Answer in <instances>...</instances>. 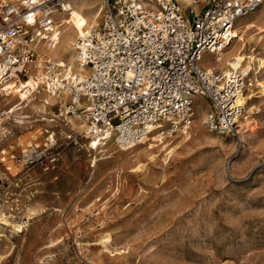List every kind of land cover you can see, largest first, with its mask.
<instances>
[{
    "label": "rangeland",
    "instance_id": "1",
    "mask_svg": "<svg viewBox=\"0 0 264 264\" xmlns=\"http://www.w3.org/2000/svg\"><path fill=\"white\" fill-rule=\"evenodd\" d=\"M205 1L182 13H202ZM245 23L225 48L248 40L246 53L257 59L253 111L248 121L240 118L238 138L208 131L211 106L201 96L187 135L162 141L165 148H150L148 140L124 149L110 138L94 152L82 115L79 130L63 119L75 116L64 112L69 97L52 105L46 120L30 108L5 115L0 264H264V4ZM215 56L205 52L200 66L220 72L224 58ZM52 154L54 167L45 170Z\"/></svg>",
    "mask_w": 264,
    "mask_h": 264
},
{
    "label": "built area",
    "instance_id": "2",
    "mask_svg": "<svg viewBox=\"0 0 264 264\" xmlns=\"http://www.w3.org/2000/svg\"><path fill=\"white\" fill-rule=\"evenodd\" d=\"M62 1L0 0V95L10 80L27 78L43 62L41 84L67 91L64 112L84 115L92 149L109 138L120 148L167 140L193 122L196 96L210 101L209 132L239 137L257 71L242 61L224 74L208 73L200 63L205 52L218 58L234 38V23L264 0H206L192 18L173 0H155L160 10L134 0H102L99 23L74 42L76 63L88 69L84 74H67L68 65L56 60L40 61L33 45L39 37L55 43L52 16ZM56 160L52 154L44 169Z\"/></svg>",
    "mask_w": 264,
    "mask_h": 264
},
{
    "label": "bare ground",
    "instance_id": "3",
    "mask_svg": "<svg viewBox=\"0 0 264 264\" xmlns=\"http://www.w3.org/2000/svg\"><path fill=\"white\" fill-rule=\"evenodd\" d=\"M13 1L21 3L24 0H13ZM134 1H136L137 3H140L141 5L150 6L154 9H157V10H160V8H161L159 6V3H157L155 0H134ZM173 1L178 3L179 8L182 12V9L188 8L189 6H191L194 0H173ZM162 2H163V0H160V3H162ZM92 3H93L92 0H63L61 6L54 9L52 17H53V21H54V25H55V29H54L55 43L51 45L46 40H42L39 37L37 39V41L33 44L35 46V50H36V53H37L40 61L58 60V59H62V58L66 57L67 62H63V61H58V62L63 63V64L65 63L68 65V69L66 72L67 74H71V73L84 74L87 72V70H88L87 68L80 67L76 63V56L73 54V47H74L75 39L82 36L86 31H88L91 28H94L99 23V19H100V15H101V11L103 10V7H101L102 10H101V8H97V7L95 8V6H93ZM101 3L103 6L102 0H101ZM262 4H264V3H262ZM258 9L255 12H257ZM245 18L246 17L240 18L239 20H237L234 23V29L231 31L232 36H233V33L235 30H240L243 28H247L249 26V23L248 24L245 23ZM241 37H243V36H241ZM251 39H253V38H251ZM225 48H227V47L225 46L223 48V50L219 53L218 58H217V59L224 58V61H222L220 63L221 64L220 67L218 66L220 69V72H213L212 69H214L213 68L214 66H207V68L205 70H207L208 73L224 74V73L228 72L229 67H236L237 65L240 64V62L242 60L247 59L248 63H252V61L257 60L255 58V56H253L251 54L249 55L246 53L247 50L251 49L250 48V42L248 40H247V42L241 44L237 48L230 49V51H225ZM74 49H75V47H74ZM229 56L231 58L227 59V57H229ZM72 61H74V64L72 63ZM40 63H43V62H40ZM259 65H262V61L259 62ZM41 67H42V64L35 70L31 69L28 72L27 78H24V80H20L21 78H16V79L10 80L7 83V86L5 88L6 92L4 93L6 95L2 97L3 105H2L1 109H3V111L0 112V120H2L5 117V115L8 116V115L14 114V113L20 114L26 108H30V109L34 110L35 112L42 115V118H41L42 120H46L45 114L52 113V115H53V112L50 111V107L52 105H55L58 102H61L62 105L64 104V102L67 100V97H68L67 91H61L60 93H57V92H55L49 88L48 89L49 92H48L47 89L44 87V92L42 94V91H41L42 85H40L41 81H40V76H39V74L41 73ZM17 83H19V84H17ZM10 89H11V91L8 93V91ZM32 92H35V96L30 98V93H32ZM253 94H254L253 92H250L246 96L244 112L241 115V119L243 121H248L250 118L251 112L253 111L251 101H249L252 99ZM81 105H82V103L80 100L75 102V106L77 108L80 107ZM196 107L200 113L209 112L208 104L204 105L203 107L201 105L197 104ZM77 113L81 114L82 117L85 119L84 115L80 111H74V113L72 114V115L75 114L74 117L64 116V118H63L66 121L67 125L70 128H73L75 130H79L83 127V125H81V123H79L80 121L76 122V119L78 120L81 118L80 115ZM66 114H68V113H66ZM55 117H57V116L54 115V118ZM199 117L202 118L201 116H199ZM47 120L52 121L54 119H51V118L48 119L47 118ZM85 121H86V119H85ZM205 121H206V119H205ZM199 124H200V122H199ZM187 129H185L181 132H184L187 135V133H188L186 131ZM109 142L106 141V143L104 145H106ZM88 143H89V141H88ZM162 143L163 142L150 143L149 147L150 148H154V147L165 148L169 144V143L168 144L167 143L162 144ZM161 144H162V146H160ZM107 147H109V146H107ZM110 147H111V145H110ZM100 148H101V146L99 148H95L93 150H94V152H97V151L103 152L104 150H102ZM124 149H130V148H124ZM3 217H5V216H3ZM3 217L0 216V220L3 222H6V220Z\"/></svg>",
    "mask_w": 264,
    "mask_h": 264
},
{
    "label": "crops",
    "instance_id": "4",
    "mask_svg": "<svg viewBox=\"0 0 264 264\" xmlns=\"http://www.w3.org/2000/svg\"><path fill=\"white\" fill-rule=\"evenodd\" d=\"M201 98H203V99H205V100L207 99V98H205L204 96H201ZM207 101H208V99H207Z\"/></svg>",
    "mask_w": 264,
    "mask_h": 264
}]
</instances>
